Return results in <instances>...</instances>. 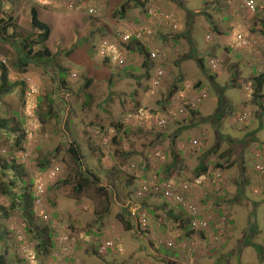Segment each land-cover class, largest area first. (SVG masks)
<instances>
[{"label":"rangeland","instance_id":"1","mask_svg":"<svg viewBox=\"0 0 264 264\" xmlns=\"http://www.w3.org/2000/svg\"><path fill=\"white\" fill-rule=\"evenodd\" d=\"M123 1L0 0V17L13 19L15 25L8 31L0 27V60L6 61L13 85L24 81L26 73L32 77L0 97V161L6 164L4 168L0 162V184L12 189L16 198L0 190V215L5 216L0 225L10 247L0 251L3 264H163L167 258L163 248L188 255L180 263L169 264H263L264 179L256 167L264 166V114L248 99L240 78L231 76L234 72L238 76L241 68L245 76L252 74L246 67L255 57L260 62L257 73L264 70V51L253 56L233 44L245 34L243 28L250 27L248 18L238 20L225 0H148L144 6L129 5L121 14ZM256 1L264 5V0ZM33 7L51 34L45 47L34 37L32 49L47 48L52 58L29 64L21 72L17 64L25 53L20 41L36 34L31 25ZM151 10L154 18L149 16ZM162 12L176 15L180 29L165 25L159 19ZM145 28L153 35L141 31ZM121 31L149 38V51L162 54L165 77L155 93L146 89L153 86L155 71L147 72L137 52L126 51L127 72L97 57L95 49L102 39L116 38L124 47L118 37ZM218 60L217 74L211 68ZM85 76L93 79L88 88ZM174 84L177 88L170 96ZM203 84L209 98L193 117L189 106ZM219 107L224 118L221 128L207 123L190 128L194 119L199 124L205 116L214 117ZM140 109L148 114L134 119ZM246 111L250 118L240 123L238 118ZM127 115L133 116L125 123ZM162 117L165 127L159 126ZM203 133L208 136L203 138ZM113 135L116 142H110ZM75 140L81 149L78 164L67 153ZM195 140L198 145L192 143ZM216 144H220L218 152ZM232 146L236 151H230ZM226 151L230 153L223 158ZM208 154L212 155L206 163L208 179L196 189L201 191L194 194L196 203L213 220L226 212L232 218L233 209L238 211L233 226L219 220V224L211 221L207 231H193L191 226L184 227L188 220L181 205L160 195L137 196L148 179L193 185ZM257 154L262 158L256 159ZM57 167L58 173L52 176ZM79 169L93 180L81 195L75 192L73 179ZM219 171L226 196L215 198L214 175ZM41 181L45 192L38 194ZM26 191L34 205L27 213L21 204L12 207ZM136 212L146 214V228L132 218ZM120 213L128 214L133 230H125ZM28 214L33 216L32 226ZM109 241L117 247L101 253ZM243 248H250L254 259L242 254Z\"/></svg>","mask_w":264,"mask_h":264},{"label":"trees","instance_id":"2","mask_svg":"<svg viewBox=\"0 0 264 264\" xmlns=\"http://www.w3.org/2000/svg\"><path fill=\"white\" fill-rule=\"evenodd\" d=\"M129 3H130V0H127L125 3H123V5L121 6L122 12L125 11V8L129 5ZM12 21H13V19H11V18L7 20V19H3V18L0 17V27H2V25H4V27L7 28V29H4V30L5 31H8L9 28L15 26L14 24H12ZM31 25L33 27L32 28L33 31L36 34H33L32 36H30V35L27 36V38L22 39L20 41V44H19V47H21V50L26 55V56L24 55L22 57V59H20L18 61V64H17V66L21 70V72L23 70H27L25 68L29 67L30 66L29 64H33L35 62H42L43 63L47 59L52 58V54H51V52L47 48H43V49L37 50V51H35L34 49H32V46L35 45L36 43L30 42V41L34 37H37V40L40 41V45L42 47H45L47 41L50 38V34H51V28L47 24H45L42 21H40V18H39V15H38V11H37V9L35 7L31 8ZM15 28H17V27H15ZM257 31L258 32H264V25L261 26V24L258 22V24H257ZM37 40L35 42H37ZM257 59L258 58L255 57L252 60V62H250L248 64V66L246 67V70L251 69L252 74H249V75H246L245 76L244 73L242 72V68H241V70L239 72H237V73H239L238 76H237V74L235 72H234V75L231 74V76H233L234 78H240L241 84L246 87V92L248 91V93H249L248 99L251 98V103H256V106L258 107L259 112L262 113V115H263L264 114V70L261 71V73H259V74L257 73L258 72L256 70L257 64L260 63V62L256 63L257 62ZM27 60H30L32 62H28ZM198 62L201 63V59ZM5 63L2 60H0V97H2L1 95L3 93H4V95L5 94H8L9 95L12 92V86L20 85V86L23 87V85H25L24 81L27 80V79H29V78H32V77H30V74H27L26 73L24 75V79H25L24 81H20L18 83L16 82L13 85L11 83V81L9 80V78H8V67L6 66ZM144 68L147 69V72L154 71V66L151 65V64H148V63H144ZM127 69L128 68L124 67V71L127 72ZM211 78L214 79V77H211ZM92 82H93V79H88L87 78V82H86L87 83L86 84L87 85V88L90 87V85L92 84ZM250 85L252 87L251 88L252 89V92L249 91ZM198 86H199V83L196 85V87H198ZM176 88H177V86H176V84H174L173 87H172V89L169 92V95L170 96H172V94L175 92ZM146 89L148 90L149 87H147ZM208 98H209V94H208V96L206 98H202L201 106L203 105V103L205 102V100L208 99ZM219 101H220V106H221V100L219 99ZM167 103H169L168 100H167ZM164 109H166V107H164ZM199 110L200 109H194L191 106H189V111H190V113H191V115L193 117H196L199 113H201ZM213 110H215V109H213ZM220 115H221V112H220V107H219V108H217L215 114L213 115L214 117H211V116L206 117L205 116L203 119L200 120V123L199 124H196V120L193 118L194 119L193 125L190 126V128H193L194 126L198 127L199 125L201 126L204 123L213 124L216 128L217 127L221 128L222 127L221 119H224V118H220ZM179 128H183V125H181ZM216 128H214V130L215 131H218V129H216ZM11 129H13V127H11ZM16 130H18V128H16ZM181 130L179 131V133L181 132ZM162 135L164 136V134H162ZM165 136H166V134H165ZM207 136H208V133H203L202 134V137L203 138H206ZM116 140H117V136L116 135L110 136V142H112V141L113 142H116ZM18 144H19V142H18ZM78 146H80V144L77 143V140H75L73 143H71L67 147V150H68L67 153H69L72 156V158L75 160V162L77 164L80 162L79 158H80V152H81V149ZM216 147H217V149H216ZM229 148H230V151L231 152H233L234 150L236 151V148L234 146L229 147ZM219 149H220V144H216L214 151L215 152H218ZM230 151L223 152L221 154V156L223 158H225V154H229ZM211 157H212L211 154H208L207 156L205 155V162L199 168L197 177H200V176L204 175L208 171V164H206V163L209 162V160L211 159ZM0 162H2V166L4 168H6L5 161H0ZM218 165H221V163L218 164ZM229 165H231V163H229ZM169 166H171V165H169ZM43 168L49 169L48 165H43ZM73 179L76 181L75 182L76 185H75V188H74L75 189V192L78 193V194H80V195L82 193H84V192H87V190H88L87 187L90 184L93 183V180L90 179L89 175L86 174V173H84V172H82L81 169L77 170L74 173ZM65 183H68V180H65ZM141 187L142 186H140L139 190L141 189ZM0 190H1V194L2 195L9 196L11 198L16 199L15 196H14L15 195L14 194V191L12 189H10L6 184H2L1 183L0 184ZM186 195H187V198L190 199V200H195L196 199L193 193L186 192ZM141 198L146 199V198H148V195L147 194L146 195H143V196H141ZM32 199H33V196L29 192H27V191L26 192H23V195H21L18 198L19 202H17V203L16 202H13L12 203L13 204L12 207L14 208L15 205H17V204L20 205L21 204V208L22 209H25V212L27 213L28 210H30V209H32L34 207L33 203H31L32 202ZM195 201H198V200H195ZM233 211H234V215H233L234 217L228 219V223L229 224H232V222L234 223V220H235V218L238 215V214H235L236 213V210L233 209ZM228 212H231V211H228ZM4 214H5V212H4ZM29 215L30 214H28V218L27 219H28V222H29V226H32L33 216L32 215L29 216ZM185 215H187V214H185ZM189 217H190V219L188 220V224L184 225L185 228L187 226H189V224H190V226L192 225V219L193 218H192V216L190 214H189ZM3 218H5V216H3L2 213H1V215H0V221ZM118 218L121 221V223L123 224L125 230L131 231V230H133L135 228L134 223L132 222V220L130 219V217H128V214L120 213L118 215ZM231 226H233V225H231ZM49 240H50V237L47 238V236H46V240H45L46 243H49ZM2 248L10 249V247L8 246V239H7V237L5 238L4 230H3V228L0 225V251H1ZM163 249H164L165 252L167 250L169 251V249H166V248H163ZM260 255L263 258L262 261H264V253H262ZM6 256H7V254H6ZM0 264H3V259H2L1 253H0Z\"/></svg>","mask_w":264,"mask_h":264},{"label":"clouds","instance_id":"3","mask_svg":"<svg viewBox=\"0 0 264 264\" xmlns=\"http://www.w3.org/2000/svg\"><path fill=\"white\" fill-rule=\"evenodd\" d=\"M127 0H124L123 2H122V4H121V6L123 5V3H125ZM147 1L148 0H130V3H129V5L130 6H136V5H138V6H140V5H142V6H144L146 3H147ZM225 2L227 3V5H228V11L230 12V13H234V14H236V17H237V19L239 20V19H241V18H243V17H246V18H248V22L250 23V27L248 28V29H244L243 28V30L245 31V34H243V35H239L238 36V38H237V41H235L233 44H237L241 49H244V50H249V51H251L252 53H253V55H254V53L255 52H257L258 50H260V51H264V33H261V32H255V33H253V30H255V29H257V26H255V23H261L262 25H263V23H264V18H263V16L264 15H258L260 12H262V11H264V5L263 4H259L256 0H255V2H256V4L258 5V8H257V10H256V12L255 13H253V12H248V11H242V10H240L239 8H238V6L236 5V4H233V3H230V2H228V0H225ZM128 5V6H129ZM127 6V7H128ZM126 7V8H127ZM126 8H125V11H126ZM92 9V8H91ZM90 9V10H91ZM93 10V12H94V9H92ZM125 11L124 12H122V10L120 9V13L121 14H123V13H125ZM90 12V11H89ZM92 12V13H93ZM153 10H151L150 11V17L151 18H154L155 16L153 15ZM91 13V12H90ZM232 16V15H231ZM255 17H257V21H254V18ZM159 19L160 20H162V21H164L165 22V25H168V26H170V28H173L174 30H177V25H176V23H175V16L173 15V14H169V13H166V12H162V13H160L159 14ZM41 21V20H40ZM237 25V27H241V24H239V23H236ZM49 26V25H48ZM50 27V26H49ZM141 31H145V34L147 33V35H149V36H152L153 35V31H151V30H149L148 28H145V29H142ZM251 33H253L254 35L255 34H257V36H254V35H251ZM213 36V34H211V35H209L208 36V41H210V39H211V37ZM118 37L120 38L121 37V41H122V44H123V46L124 47H122L121 46V43H120V41H118L117 42V40H116V38L115 39H102L101 40V42L99 43V45H98V47H96V54H97V56H98V58H100L103 62H106V63H108V64H111L112 66H118V67H126L125 66V64H126V58H125V53H126V51H128V49H129V51H131V52H137L138 54H140L142 57H143V61H142V66H144V63H148V64H151V65H153L154 66V71H155V78H156V70L158 69V68H161L162 70H163V67L161 66L162 65V54L159 52V51H154V50H151V51H149V49H148V43L147 42H149L150 41V39L149 38H143V37H141V35L139 34V35H133V34H131L130 32H128V31H126V32H122L121 31V33H119L118 34ZM239 37H242V40H244V41H246V44L244 45L243 43H242V40H240L239 39ZM122 47V48H121ZM227 47V46H226ZM228 48V47H227ZM102 51H106V52H110V53H112L111 51H114L115 53H117L118 55H120L121 57H122V59H123V63L122 64H119L118 62H115V61H113V60H111V58H109V57H107L106 55H102L101 54V52ZM199 61V60H198ZM6 62V61H5ZM4 62V63H5ZM212 71L214 72V73H218V72H220V69H221V61H219L218 60V62H217V64L216 63H214V62H212ZM163 72H164V70H163ZM164 77H165V72H164ZM164 77H163V79H164ZM155 78H154V80H155ZM162 79V80H163ZM216 80V79H215ZM214 80V81H215ZM162 85V84H161ZM160 85V86H161ZM252 85V84H251ZM251 85H250V87H249V91L250 92H252V87H251ZM160 86H155L154 85V83H153V86L152 87H150L147 91H150L151 93H155L154 91V88H158V87H160ZM151 89V90H150ZM196 90V89H195ZM199 90V89H198ZM34 92H35V90H34ZM201 92V91H200ZM206 93V95L208 96V92H205ZM247 93H248V91H247ZM203 93L201 92L200 93V95L199 96H197L195 99H194V101H193V103H192V108H194V109H200L202 106H201V103H202V101L201 102H198V99H199V97H201V95H202ZM181 112H183V111H181ZM148 114V112H145L144 111V109H140L139 110V112L136 114V116H134V119H142V117L143 116H145V115H147ZM247 115V118L246 119H244V120H240L244 115ZM250 115H251V113H250V111H246V112H244V114L242 115V116H240L239 118H238V121L240 122V123H244L245 121H247L249 118H250ZM131 116H133V115H127V116H125V123H127V122H129V121H131ZM163 119H165L164 117H162ZM162 120V119H161ZM166 120V119H165ZM167 125V124H166ZM196 141V140H195ZM192 143H193V141H192ZM195 145V144H194ZM196 145H198V143L196 144ZM255 158L256 159H260V158H262V155L261 154H257V155H255ZM180 162H182L181 160H180ZM204 164V162L202 163V165ZM258 165H263V164H258ZM257 165V166H258ZM201 167V166H200ZM256 169H257V167H256ZM209 171V170H208ZM207 171V172H208ZM206 172V173H207ZM204 174V175H202V176H200V177H197L196 176V180H195V183H197V181L199 180V179H201L202 180V177L203 176H205V175H207V174ZM259 173V172H258ZM217 174H221V177H218L217 176ZM260 174V178L261 179H264V175L263 174H261V173H259ZM215 182H216V185H217V188H216V190L215 191H213L214 192V197L216 198H222V197H224V196H226L224 193H222V188L223 187H220V184H222V185H226L225 184V179H224V175H223V173H221L220 171L218 172V173H216L215 175ZM157 183V184H160L161 186H163L164 184H166V183H169V182H173V181H163V182H161L160 181V183L158 182V180L157 181H150L149 179L147 180V181H145V182H143V183H141V186L144 184V183H148L149 185H152L153 183ZM165 182V183H164ZM203 180H202V182L201 183H198L199 185H201V184H203ZM163 183V184H162ZM174 183V182H173ZM40 185H43V188H44V192H45V184H44V182H40L38 185H37V190H38V187L40 186ZM176 185V184H175ZM184 185H189V187H190V192L189 193H191V190H192V187H193V185H191L190 183H188V182H183V183H177V191L178 192H183V186ZM140 191V190H139ZM139 191H137V196L138 197H141V196H139L138 195V193H139ZM186 192L187 191H185L184 192V194H185V196H187L186 195ZM256 193H258V192H256ZM38 194H41L40 192H39V190H38ZM260 194V193H259ZM148 195V197L149 196H151V195H160V197H162L163 199H166L164 196H163V194L162 193H157V194H152V193H148L147 194ZM187 198V197H186ZM190 200V199H189ZM166 201L167 202H170V203H174V202H172V201H169L168 199H166ZM191 201H193L196 205H197V203H196V201L195 200H191ZM175 204V203H174ZM175 205H177V206H180V205H178V204H175ZM182 207H184L183 205H181ZM197 207L200 209V211H201V213L203 214V216H201L202 218H206V219H208V223H209V225H210V223H211V221H218L217 222V224H219L220 223V221L219 220H222V223H227L228 225H230L229 223H228V219H230V217L229 216H227V212L223 215V216H221V215H219L218 214V216H219V218L218 219H212V217H209L208 215H207V213H206V210H205V208H203V207H200L199 205H197ZM184 211H185V214H187V215H185L186 216V218H187V220H189L190 219V217H189V214H188V212H187V210L185 209V207H184ZM136 214H137V212H136ZM214 214V213H213ZM201 217H199V219L201 220ZM132 218L133 219H135L136 220V222H137V225L138 226H142V227H147V225H148V219H147V216H146V214L144 213L142 216H139L138 214H137V216H133L132 215ZM224 218H225V220H224ZM143 220H145V222L143 223L142 221ZM232 225V224H231ZM230 225V226H231ZM189 226H190V224H189ZM191 227H192V229H193V231H201V232H203V231H207V229L208 228H205V229H200V228H197V227H194L193 226V224L191 225ZM209 227V226H208ZM169 242V241H168ZM171 244V245H170ZM168 246L169 247H172L173 246V243L172 242H170V243H168ZM214 248H217L216 246L214 247ZM218 251V250H217ZM216 251H214V253H215ZM214 253H212V254H214ZM211 254V255H212Z\"/></svg>","mask_w":264,"mask_h":264},{"label":"built area","instance_id":"4","mask_svg":"<svg viewBox=\"0 0 264 264\" xmlns=\"http://www.w3.org/2000/svg\"><path fill=\"white\" fill-rule=\"evenodd\" d=\"M228 2L236 4L238 6V8L242 11H248V12H253L255 13L258 5L256 4L255 0H228ZM90 12L92 13L93 10L91 9ZM240 40H242V37H239ZM242 43L245 45L246 41L242 40ZM112 53H108L106 51H102L101 54L104 56L106 55L107 57L111 58V60L118 62L119 64L123 63V59L120 55H118L117 53H115L114 51H111ZM5 62V60L3 61ZM164 77V72L161 68H158L156 70V78L154 80V85L155 86H160L162 83V79ZM207 95L206 93H203L201 95V97H199L198 102L202 101V98H206ZM247 118V115L245 114L240 120H244ZM167 124V121L165 119H162L159 123V126L161 127H165ZM193 144H197V141H193ZM158 156L160 155V153L157 154ZM59 171V168L57 167L55 169V171L52 172V176H55ZM257 171L261 174L264 175V166L263 165H258L257 166ZM218 177H221V174H217ZM156 177H154L155 179ZM202 180L199 179L197 181V183H201ZM38 190L40 193H44V188L43 185H40L38 187ZM185 191H189L190 192V187L189 185H184L183 186V192H178L177 191V186L175 185V183L173 182H169L164 184L163 186H161L160 184H157L156 182L153 183L152 185H149L148 183H144L138 193L139 196H143L146 194H157V193H162L163 196L168 199L169 201L174 202L175 204L178 205H183L185 207V209L187 210V212L192 216V224L194 227L200 228V229H205L208 228L209 223H208V219L206 218H202L201 216H203V214L201 213L200 209L197 207V205L189 200L188 198H186L187 196H185L184 192ZM188 192V193H189ZM133 216H137L136 213H133ZM199 217H201V220L199 219ZM225 220V218H224ZM143 223L145 222V220L142 221ZM116 245V246H115ZM171 245V244H170ZM117 247V243L116 242H108L106 243V245H104L101 248V253H103L104 251L107 250H113ZM61 264V263H60Z\"/></svg>","mask_w":264,"mask_h":264},{"label":"crops","instance_id":"5","mask_svg":"<svg viewBox=\"0 0 264 264\" xmlns=\"http://www.w3.org/2000/svg\"><path fill=\"white\" fill-rule=\"evenodd\" d=\"M123 1V0H122ZM203 1H206V2H208V1H212V0H203ZM174 15V14H173ZM174 16H176V15H174ZM263 18H264V16H263ZM194 19V21H195V19H197L196 17L195 18H193ZM178 19L175 17V23H176V25H177V30L178 29H180V24L178 23V21H177ZM254 21H257V17H255L254 18ZM201 28H203V27H205V25L204 24H202V23H200V25H199ZM247 26H250V23L247 21ZM173 29V28H172ZM194 29V28H193ZM222 32V31H221ZM174 34H176V33H174ZM213 34V33H212ZM188 35V34H187ZM251 35H254L253 33H251ZM175 37H178L177 35H174ZM222 36V35H221ZM254 36H257V34H255ZM182 37V36H181ZM191 41H193V40H191ZM192 43H194V42H192ZM199 63V62H198ZM200 64V63H199ZM201 65V64H200ZM202 67V66H201ZM198 84V83H197ZM197 84H195L194 86H193V88H197L196 87V85ZM201 87V92L202 93H205V92H207V90H205V89H202L203 87H204V84H203V86H200ZM150 95V94H149ZM233 101V100H232ZM232 101H231V103H232ZM229 163H231V162H229ZM208 178H207V175H205V176H203L202 177V180L205 182L206 180H207ZM204 182H203V184H204ZM183 183V182H182ZM203 184H201V185H199L198 183H194L193 184V187H192V190H191V193H193V194H196V193H198V192H201V191H197L196 189L198 188V187H201ZM199 189V188H198ZM258 192V191H257ZM208 193H206V195H207ZM256 194H259V192L258 193H256ZM184 214H185V211H184ZM235 214H238V212L236 211V213ZM234 217V216H233ZM234 223H232V225H233ZM223 245L224 246H227L228 245V241L227 242H224L223 243ZM179 253V250H167L166 251V253H165V255H166V257L167 258H165L162 262H163V264H169V261H171V262H176V263H180V262H182L183 261V259L185 258V257H188V255H187V253H182V254H178ZM178 254V255H177ZM212 254V253H211ZM242 254H245V255H247L248 254V256H250V257H252V259H254L253 258V255L250 253V248H248V249H246V248H243V252H242ZM206 254H202L201 256H205ZM210 255V254H209ZM256 256H258V254H256ZM248 258L247 259V261H250V259L251 258ZM246 261V262H247ZM243 263H245V262H243ZM264 264V263H263Z\"/></svg>","mask_w":264,"mask_h":264}]
</instances>
